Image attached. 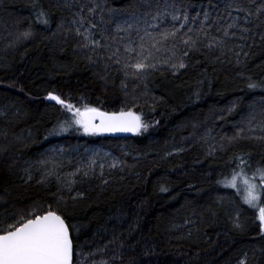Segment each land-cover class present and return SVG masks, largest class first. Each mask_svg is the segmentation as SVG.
Segmentation results:
<instances>
[{
	"label": "trees",
	"instance_id": "1",
	"mask_svg": "<svg viewBox=\"0 0 264 264\" xmlns=\"http://www.w3.org/2000/svg\"><path fill=\"white\" fill-rule=\"evenodd\" d=\"M56 2L0 0V219L51 204L75 226L74 242L84 246L83 257L77 256L81 264H238L245 253L247 264H264L256 210L236 189L217 184L231 178L238 155L251 157L249 177L264 167V140L257 139L264 133L245 130L249 114L264 107V44L252 47L246 67L205 62L176 76L157 72L133 107L148 127L132 136L49 135L68 115L46 99L49 92L77 106L83 98L102 111H119L132 100V85L125 97L121 77L90 65L78 38L66 31L78 8L57 9ZM104 2L108 11L129 17L140 0ZM62 20L65 27L58 28ZM28 30L32 35L25 38ZM248 77L261 87L249 89ZM142 91L143 85L137 95ZM240 128L243 138L232 141ZM96 144L119 160L117 168L104 170L107 184L76 176L69 191L58 187L55 175L37 183L48 168L37 161L50 148ZM26 168L33 177L28 182L21 179ZM78 192L83 196L70 199ZM61 196L66 204L58 205ZM237 211L243 231L233 227ZM97 248L102 250L89 261V250Z\"/></svg>",
	"mask_w": 264,
	"mask_h": 264
},
{
	"label": "snow or ice",
	"instance_id": "2",
	"mask_svg": "<svg viewBox=\"0 0 264 264\" xmlns=\"http://www.w3.org/2000/svg\"><path fill=\"white\" fill-rule=\"evenodd\" d=\"M56 7L78 8L70 21L71 27H67L66 31L78 38V48L90 65H102L105 73L114 70L121 77L120 89L125 97L129 96V85H132V100L126 101L119 111H102L99 107L83 103V98L77 106L49 92L46 99L60 105L68 114L53 126L49 135L69 132H82L88 136L139 133L142 128L146 130L148 125L142 122L141 115L133 111V107L140 96L148 94L149 78L157 72L176 76L182 74V70L205 62H227L246 67L252 47L258 42L264 44V0H140L137 10L123 22L111 18L105 20L103 16L97 22L94 17L97 9L101 8L99 3L89 6L81 0L71 3L69 0H57ZM39 17H45V13L41 12ZM42 23L48 25L49 18H44ZM64 27L62 20L58 28ZM22 35L29 38L32 32L28 30ZM100 78L107 82L105 76ZM248 79L249 89L261 87V83L252 81L251 77ZM141 85L143 91L137 95ZM257 115L260 117L257 126L264 133V107L259 114L250 113L247 122L252 125L257 121ZM244 131V128H240L231 140L243 138L241 134ZM257 139L264 140V136ZM99 156V152H93L88 162L77 167L69 176L96 177L107 184L108 180L104 179L105 164L97 162ZM234 159L238 161V171L234 169L230 179L225 177L217 184L236 189L238 193L242 191V202L256 210L258 234L264 237V167L257 166L249 177L247 169L252 167L249 163L251 157L246 159L238 155ZM37 163L46 167L52 161L41 159ZM60 166L53 164V169ZM108 167L115 169L118 162L110 163ZM53 169H47L37 183L44 184L48 177L56 175ZM24 171L26 178L21 179L25 182L32 180L29 169ZM60 179L57 176L58 182ZM64 183L71 191L76 181L65 178ZM160 190L167 191V188L161 187ZM82 196L83 193L78 192L76 197L70 199ZM61 202L66 204L62 196L58 197L57 204ZM239 216L237 211L233 227L243 231L244 225ZM7 219L14 222L7 223ZM0 223L6 224L5 228H0V264H81L77 256L83 257L84 246L74 242L73 232L77 230L70 223V218L54 210L51 204L47 210L40 205L18 218L12 213L0 219ZM101 250L90 249L88 260ZM244 257L238 264H247V253ZM101 264H107V261Z\"/></svg>",
	"mask_w": 264,
	"mask_h": 264
},
{
	"label": "rangeland",
	"instance_id": "3",
	"mask_svg": "<svg viewBox=\"0 0 264 264\" xmlns=\"http://www.w3.org/2000/svg\"><path fill=\"white\" fill-rule=\"evenodd\" d=\"M81 2H83L85 4H89L90 6H94L95 3L100 4L101 8L97 9L96 15L94 17V19L97 22H99L101 16H103L105 20H109V18H111L113 20H117L118 22H123L124 20H126L130 17V16L126 17L125 14H119V13L117 14V13L108 11L106 6H105L104 0H82ZM113 27H114V25H113ZM250 128L254 129V130L250 131L249 130ZM257 129L258 130L260 129L257 126V122H253L252 125H249L248 123L245 125V130L248 132H253V131L255 132V131H257ZM210 145H211L210 142H206V146H210ZM114 149H117V150L119 149L120 153L123 156H126L129 154V153H127V151L124 150L125 149L124 147H118L115 145ZM93 152H99L100 153V156L97 157V162L105 164L104 170L110 169L108 167V165L110 163L119 162L117 155L114 152H112L111 150H109V148L107 149L106 146H104V145H97L96 144L92 147H83L82 145H74L73 147H69V148L54 147V148H50L48 151H46L44 157L46 159H49L52 161V163H50L46 166V167H48L47 169H53V164L61 165L60 167H56L53 169L55 171L56 175H55V177L52 176L53 177L52 179L55 180V183H57L58 187H60V188L61 187L66 188L67 187V190H68L67 184L64 183L65 178L75 180L76 176L71 177V176H69V174L72 173L77 167H82L84 164H86L88 162L89 158L92 156ZM105 154H108V155H105ZM41 167H42V169L43 168L46 169V167H44V166H41ZM39 170L41 171V169H39ZM42 173H45V172H42ZM57 176H59L61 178L59 182L57 181ZM48 178H51V176ZM237 183H238V187H239L240 181L238 180ZM240 193L242 195V191Z\"/></svg>",
	"mask_w": 264,
	"mask_h": 264
},
{
	"label": "water",
	"instance_id": "4",
	"mask_svg": "<svg viewBox=\"0 0 264 264\" xmlns=\"http://www.w3.org/2000/svg\"><path fill=\"white\" fill-rule=\"evenodd\" d=\"M133 134L135 133H131V132H128V133H115V134H102L103 136H107V137H129V136H132Z\"/></svg>",
	"mask_w": 264,
	"mask_h": 264
}]
</instances>
